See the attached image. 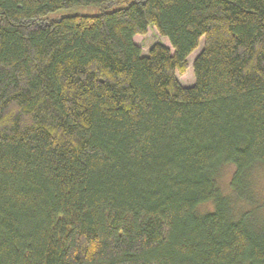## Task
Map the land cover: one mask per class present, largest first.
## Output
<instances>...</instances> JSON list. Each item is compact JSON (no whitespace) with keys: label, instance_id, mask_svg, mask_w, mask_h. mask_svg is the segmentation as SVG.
I'll return each mask as SVG.
<instances>
[{"label":"trees","instance_id":"16d2710c","mask_svg":"<svg viewBox=\"0 0 264 264\" xmlns=\"http://www.w3.org/2000/svg\"><path fill=\"white\" fill-rule=\"evenodd\" d=\"M117 2L0 0V264H264V0Z\"/></svg>","mask_w":264,"mask_h":264},{"label":"rangeland","instance_id":"374dc122","mask_svg":"<svg viewBox=\"0 0 264 264\" xmlns=\"http://www.w3.org/2000/svg\"><path fill=\"white\" fill-rule=\"evenodd\" d=\"M136 1V0H118V2L116 4H114L113 7H108V6H102V7H83L78 9L77 11L81 14H86V15H92V14H96L99 13L100 11H103L104 9H116L118 7H125L128 4H130L131 2ZM64 12H57V14H63ZM134 42L141 47L143 54H148L150 48L156 44V43H163L166 46H168L169 48H171L170 46V42L167 38H162L160 36V34L156 31V29L154 28H150L147 32L146 35H138L134 38ZM204 45V39L201 40L200 42V47L193 52L189 57H188V70L184 75H180L177 73V79L178 81L181 83L182 86L184 87H191L195 84V76H194V70H193V63L194 60L197 58V56L199 55V53L201 52L202 48ZM264 171V169H263ZM233 172V168L229 167L226 169L224 177H223V182L224 184L229 180V177L231 175V173ZM261 185L259 184V187H263V192L261 194H263V198H264V172H261ZM204 210V207L202 208Z\"/></svg>","mask_w":264,"mask_h":264}]
</instances>
